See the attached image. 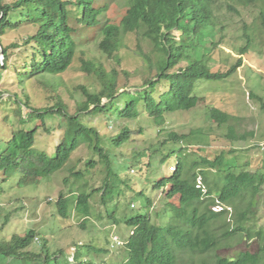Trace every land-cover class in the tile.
<instances>
[{"label": "trees", "instance_id": "1", "mask_svg": "<svg viewBox=\"0 0 264 264\" xmlns=\"http://www.w3.org/2000/svg\"><path fill=\"white\" fill-rule=\"evenodd\" d=\"M3 1L0 0V38L6 32L16 30L21 22L34 26L36 31L20 43L4 46L0 42L3 53L0 66L2 78L6 71L12 70L19 84L36 77H41L45 84V77L66 72L72 66L77 51L73 38L76 33L74 24L89 28L100 26L101 39L97 49L109 59L118 56L125 47L124 40L127 36L146 40L152 48L155 64L150 58V52H139L137 54L142 61L141 67L143 71L154 67L157 71L142 84V88L131 91L126 87L118 88L115 73H107L100 63L82 60L81 71L96 77L101 89L90 93L81 87L84 100L76 105L74 114L68 113L59 97L52 106L40 109L30 107L27 101L23 102L21 99L13 101L18 107L17 117L21 126L39 119L49 132L46 121L54 116L63 119L66 124L62 139L51 156L35 149V129L13 130L5 149L0 152V171L7 174L16 170L20 174L17 183L19 186L38 185L41 178L65 169L73 153L82 144L96 153L99 161L108 169L111 162L109 163L110 158L103 148L102 137L95 127L82 122V116L103 114L117 120L131 121L137 119L143 111L154 113V121L161 124L165 113L195 108L198 102L193 93L195 82L227 79L242 66L241 56L246 50L242 49L237 61L224 72L219 69L213 72L205 64L204 61L212 53L208 44L212 47L215 45L212 41L215 26L211 0H127V8L118 22L105 18L107 6L94 8L95 0H15L9 4ZM256 1L258 0H243L248 5ZM101 18L105 21L102 22ZM174 31L180 32L177 40L173 36ZM11 48H24L23 60L18 66L10 60ZM181 62L183 64L179 65ZM16 94H13L15 100L18 98ZM18 95L26 94L21 92ZM254 97L260 110L264 111V97L251 94V98ZM104 98L105 103L102 102ZM23 106L30 110L26 117L21 113ZM208 115L218 126L227 124L232 118L217 108L208 111ZM199 133L201 132L194 134L199 136ZM129 135L130 130L124 127L116 136L109 138V141L118 148L129 141ZM169 137L174 142L182 143L188 136L170 134ZM227 137L232 140L243 139L236 138L230 126ZM145 153L136 154L135 157ZM151 153L150 151V156L153 155L155 160L156 151ZM180 159L174 161L169 168L171 173L168 176L152 186V190L168 188V197L177 198L174 203L166 204L173 213L172 223L164 226L161 231L151 222L149 209L152 205L147 197L146 214L124 221L129 232L126 230L125 236H121L122 244L118 245L119 251L125 256L121 264H264V228L257 227L256 224L254 226L264 174L248 171L236 173L234 166L226 163L223 152L213 159L198 158L189 165L185 163V158ZM96 164L95 160L88 161L85 171L94 169ZM150 164L148 160L145 170ZM196 168H199L198 172L194 171ZM67 172L74 179L83 178V172H73L71 168ZM107 173L99 188L100 202L105 209H113L108 213L111 215L117 212L116 201L110 199L112 193L119 186H124L130 193H134V189L127 183L121 185L123 182H117L118 176L112 167ZM63 182L65 184L67 178ZM83 182L87 184V180ZM134 194L144 196L143 191ZM90 198L91 194L82 188L77 189L74 198L59 195L54 204L57 216L66 219L69 212H72L84 220L90 218ZM216 202L222 207L219 212L211 210ZM130 206L134 209L133 204ZM229 211L232 214L231 221L225 217ZM4 221H8L7 216ZM114 221L118 223L117 220ZM235 235L239 237V241L246 242L247 248L234 254H219L222 246ZM34 237L35 232L29 230L22 236H12L7 243L1 242L0 258L6 261L4 264H63L56 253L49 254L44 242L39 249L28 251ZM251 246H255V249ZM73 247L75 264H94L91 260L84 262L85 253L91 250L101 251L92 245L74 244ZM59 254L61 257L65 256L61 251H58Z\"/></svg>", "mask_w": 264, "mask_h": 264}, {"label": "rangeland", "instance_id": "2", "mask_svg": "<svg viewBox=\"0 0 264 264\" xmlns=\"http://www.w3.org/2000/svg\"><path fill=\"white\" fill-rule=\"evenodd\" d=\"M12 1L15 0L3 2L9 4L13 3ZM126 4L127 0H95L93 7L107 6L105 18L118 22L127 8ZM211 11L215 26L212 41L215 45L212 47L208 44L212 53L204 61L210 70L215 72L219 69L224 72L237 61L240 51L246 50L241 56L242 66L227 79L195 82L193 93L198 98L195 108L165 113L161 124L154 121V113L143 111L137 119L131 121L117 120L113 116L107 117L103 114L81 117L83 123L95 127L102 137L103 148L111 160L108 169L113 168L118 176L117 182H123L121 185L127 183L134 189V193L143 191L144 196H137L124 186H119L110 197L116 201L117 212L108 215L113 209H105L100 202L99 191L103 179L108 175V169L99 161L96 153L82 144L73 153L65 169L41 178L38 185L19 186L17 183L20 174L16 170L7 174L0 171V243H7L12 236H22L33 230L35 237L28 251L39 249L44 242L49 254L56 253L63 264H75L74 244L92 245L101 251H88L84 255V262L91 260L94 264H121L125 256L119 251L118 245L122 244L121 236H125L126 230L129 232L124 221L139 214H146L147 197L152 205L149 209L151 222L161 231L164 226L172 223L173 213L166 204L174 203L177 198L168 197V188L152 190V186L171 173L169 168L174 161L181 160L182 157L189 165L198 158L213 159L223 152L226 163L234 166L236 173L248 171L264 174V111L260 110L256 98H251V94L264 97V0H258L252 5L245 4L243 0H211ZM101 21L105 20L101 18ZM73 27L76 28L73 38L77 51L72 66L63 74L45 77V84L41 77L30 78L19 84L12 70L6 71L3 78L0 73V152L5 149L13 130L35 129V149L49 156L53 155L66 127L64 120L57 116L47 119L49 132L44 129L39 119L21 126L17 117L18 107L13 101L21 99L23 102L27 101L30 107L40 109L52 106L59 97L68 113L74 114L76 105L84 100L81 87L90 93L99 92L101 89L96 77L81 71L82 60L100 63L107 73H115L118 88L126 87L131 91L134 88H142V84L157 73L155 67L146 71L141 67L139 52H150V58L155 64V56L146 40L127 36L124 40L125 47L118 56L109 59L97 49L101 39L100 26L89 28L74 24ZM35 31L34 26L21 22L16 30L1 36L0 42L4 46L20 43ZM173 36L177 40L180 32L174 31ZM9 50L10 60L18 66L23 60L24 48ZM2 62L3 57L0 56V66ZM181 64L183 62L179 63ZM53 85L55 87H52ZM21 92L26 95H18ZM13 94L18 96L16 100ZM102 102L105 103L106 99H102ZM213 108L229 114L231 121L218 126L208 115V111ZM21 113L26 117L30 110L23 106ZM229 126L236 138L243 139L228 138ZM124 127L130 130L129 141L115 148L109 138L116 136ZM198 131L201 132L199 136L194 134ZM170 134L188 136L183 141L185 147L183 142L172 141ZM150 151H156L155 160L153 155L150 156ZM140 153L145 154L135 157ZM179 156L181 157L178 158ZM92 160L97 161L96 167L85 171L86 163ZM148 160L151 164L145 170ZM68 168L73 172H83V178L74 179L75 177L68 175ZM194 171L198 172L199 168ZM65 178L67 182L64 184ZM84 180H87V184ZM73 183L78 185L77 189L82 188L91 194V216L88 219L77 217L72 212H69L66 219L57 216L54 204L61 194L74 198L77 189ZM258 201L254 226L256 224L257 227L264 228V183L260 188ZM130 204H133L134 209ZM6 216L7 222L4 221ZM231 216L229 211L228 215H225L226 220L231 221ZM82 222H85V225H82ZM117 240H120L119 244H116ZM246 248V242L239 241V237L235 235L222 246V252L218 253L234 254ZM252 248L255 249V246ZM58 251L63 252L65 256L58 255ZM5 262L0 258V264Z\"/></svg>", "mask_w": 264, "mask_h": 264}, {"label": "built area", "instance_id": "3", "mask_svg": "<svg viewBox=\"0 0 264 264\" xmlns=\"http://www.w3.org/2000/svg\"><path fill=\"white\" fill-rule=\"evenodd\" d=\"M197 188H199V183H198V185H197ZM203 192L205 191L204 189L202 190ZM212 210H214V211H221L222 210V207H220V206H215L214 208H212ZM120 243V240H117L116 241V244H119Z\"/></svg>", "mask_w": 264, "mask_h": 264}, {"label": "clouds", "instance_id": "4", "mask_svg": "<svg viewBox=\"0 0 264 264\" xmlns=\"http://www.w3.org/2000/svg\"><path fill=\"white\" fill-rule=\"evenodd\" d=\"M204 192H205V191H204ZM218 204H219V203H217V205H216V204H215V205H216V206H219ZM214 207H215V206L211 207V210H212V208H214ZM212 211H214V210H212ZM214 212H217V211H214ZM218 212H219V211H218Z\"/></svg>", "mask_w": 264, "mask_h": 264}, {"label": "water", "instance_id": "5", "mask_svg": "<svg viewBox=\"0 0 264 264\" xmlns=\"http://www.w3.org/2000/svg\"><path fill=\"white\" fill-rule=\"evenodd\" d=\"M2 54H3V53H2V50H1V48H0V56H1V57H2Z\"/></svg>", "mask_w": 264, "mask_h": 264}]
</instances>
